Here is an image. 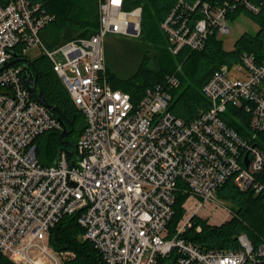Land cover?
<instances>
[{
    "label": "built area",
    "instance_id": "built-area-1",
    "mask_svg": "<svg viewBox=\"0 0 264 264\" xmlns=\"http://www.w3.org/2000/svg\"><path fill=\"white\" fill-rule=\"evenodd\" d=\"M199 8L201 17L194 18ZM255 15L264 0H229L212 6L180 0L161 24L172 54L200 51L208 38L231 32L229 13ZM99 30L55 51L41 33L56 17L31 0L0 4V69L31 47H41L65 84L86 125L75 145L65 146L57 163L38 158L39 137L61 133L54 111L25 86L22 63L0 72V256L13 264H62L64 252L50 244L52 229L76 216L83 239L102 264H264V244L255 248L246 234L236 249H202L184 235L193 217L214 201L229 180L241 191L264 197V63L243 53L217 70L203 88L210 109L186 123L169 111V76L134 102L108 81V35H141L142 8L124 9V0H98ZM57 53L64 63L55 59ZM229 107L252 115L249 134L223 120ZM71 151V155L68 152ZM187 194L185 214L174 229L176 194ZM200 231V227L197 228Z\"/></svg>",
    "mask_w": 264,
    "mask_h": 264
},
{
    "label": "trees",
    "instance_id": "trees-1",
    "mask_svg": "<svg viewBox=\"0 0 264 264\" xmlns=\"http://www.w3.org/2000/svg\"><path fill=\"white\" fill-rule=\"evenodd\" d=\"M10 0H0V4L7 5ZM180 0H124V9L131 11L142 8L141 35L137 42L128 43L125 47L140 53L138 59L106 44L105 57L108 81L114 89L129 93L137 102L148 89L164 85L169 76H176L180 82L177 88L170 91L172 101L169 111L186 123L197 119L202 112L210 109L209 100L203 94V88L213 74L224 65L232 66L240 56L247 52L253 53L257 63H264V11L253 14L243 9L229 13L228 20L239 14H245L253 19L259 30L255 35L244 34L235 44L233 51H226L217 34H212L205 47L200 51L184 50L178 55L171 53L166 35L161 24L170 11ZM188 4H196L198 0H183ZM212 6L223 5L229 0H203ZM41 4L56 20L45 30L41 37L49 49L59 48L68 41L87 38L99 30L98 0H31ZM199 8L194 18L199 19ZM140 51V52H139ZM20 48L15 55L20 56ZM23 59L26 57L20 56ZM127 59V58H125ZM38 72L37 89L46 101L59 109L66 120L70 132L67 140L75 145L81 136L85 125V117L77 108L65 84L53 69V64L47 57L32 61ZM58 117V114L54 112ZM223 120L228 126L242 135L249 134L252 115L241 108L229 107ZM46 135H56L52 143L47 144L48 158L46 163L53 164L58 151L65 148L60 133H46L37 140L38 148L41 139ZM259 147L264 151V132L259 133ZM38 151V150H37ZM50 158V159H49ZM264 181V170L258 176ZM217 196L232 206L231 218L217 226L193 217L194 227L187 231L184 237L202 249H236L239 246L238 237L246 234L255 248L264 244V197L256 195L252 190L241 191L233 180H229L221 187ZM188 195L178 192L174 204V216L170 228L174 229L185 214L183 208ZM200 227V231L197 228ZM84 230L79 226L76 216H65L52 229L50 244L58 252H70L75 255L72 260L63 264H102V258L95 247L83 239ZM0 264H13L0 256Z\"/></svg>",
    "mask_w": 264,
    "mask_h": 264
},
{
    "label": "rangeland",
    "instance_id": "rangeland-1",
    "mask_svg": "<svg viewBox=\"0 0 264 264\" xmlns=\"http://www.w3.org/2000/svg\"><path fill=\"white\" fill-rule=\"evenodd\" d=\"M50 26V25H49ZM48 26V27H49ZM229 26L231 28V32L227 35H221L218 38L222 41L224 50L230 52L235 49L236 42L244 35H255L259 30V25L251 19V17L245 15V14H239L234 19L229 20ZM139 37H128L123 35H108L105 40V46L106 44H109L112 47H115L120 51L126 53V56L124 60L130 59L128 56H135L137 59L140 56V53H134L135 51L132 48H126V45L128 43H135L137 42ZM45 43V42H44ZM46 46V44H45ZM46 48L50 51H55V49H49L47 46ZM140 52V51H139ZM45 55L44 50L41 47H31L29 48L26 53L25 57L27 60L35 61L36 59L42 57ZM55 59L58 63H64L65 57L62 53H57L55 55ZM56 135H46L41 139V142L39 144L38 148V158L40 162L44 166L52 165L51 161L48 163L44 162L48 158V153L46 152L47 144H51L52 141L55 139ZM50 159V158H49ZM54 164V163H53ZM217 203L214 201L208 202L203 209H201L197 213V217L208 222L210 225H220L226 221H228L232 216V206L226 202L221 200L217 196ZM75 258V255L70 252H64V261L72 260ZM62 262V264H63Z\"/></svg>",
    "mask_w": 264,
    "mask_h": 264
},
{
    "label": "water",
    "instance_id": "water-1",
    "mask_svg": "<svg viewBox=\"0 0 264 264\" xmlns=\"http://www.w3.org/2000/svg\"><path fill=\"white\" fill-rule=\"evenodd\" d=\"M16 58L12 61H10L9 63H7L3 68L0 69V72L17 63H23V67L25 69V71L23 72L22 75V79L23 82L25 84V86L27 87V89L36 97V99L39 101V103H41L42 105L46 106L47 108L53 110L54 112H56L59 116V120L60 122L64 125V130L60 133V140H63V144L65 146L71 147L72 148V144L67 141L64 140L65 138H67L70 134V132L68 131V128L66 126V120L65 118L61 115V112L59 111V109L53 107L52 105H50L46 99L43 97V95L41 93H38V89H37V77H38V72L35 71L34 69V64L32 61L27 60V59H23L20 56L15 55ZM65 150V148H62L58 151L57 154V158L55 160V164L57 163L58 159L61 156V153ZM68 155H71V151L68 152Z\"/></svg>",
    "mask_w": 264,
    "mask_h": 264
},
{
    "label": "flooded vegetation",
    "instance_id": "flooded-vegetation-1",
    "mask_svg": "<svg viewBox=\"0 0 264 264\" xmlns=\"http://www.w3.org/2000/svg\"><path fill=\"white\" fill-rule=\"evenodd\" d=\"M23 64V63H22ZM65 139H67V138H65Z\"/></svg>",
    "mask_w": 264,
    "mask_h": 264
}]
</instances>
